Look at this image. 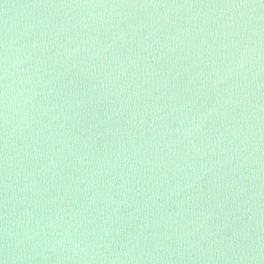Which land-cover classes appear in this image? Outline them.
<instances>
[{
  "label": "water",
  "instance_id": "water-1",
  "mask_svg": "<svg viewBox=\"0 0 264 264\" xmlns=\"http://www.w3.org/2000/svg\"><path fill=\"white\" fill-rule=\"evenodd\" d=\"M0 264H264V0H0Z\"/></svg>",
  "mask_w": 264,
  "mask_h": 264
}]
</instances>
